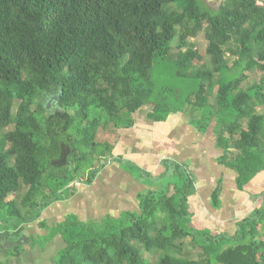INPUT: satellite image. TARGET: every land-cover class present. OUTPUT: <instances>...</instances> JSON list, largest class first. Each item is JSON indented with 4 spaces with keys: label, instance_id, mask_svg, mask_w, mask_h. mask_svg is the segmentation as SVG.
I'll list each match as a JSON object with an SVG mask.
<instances>
[{
    "label": "trees",
    "instance_id": "16d2710c",
    "mask_svg": "<svg viewBox=\"0 0 264 264\" xmlns=\"http://www.w3.org/2000/svg\"><path fill=\"white\" fill-rule=\"evenodd\" d=\"M200 33L207 64L188 42ZM168 64L176 85L156 90L153 72ZM253 72L260 80L243 89ZM55 94L63 113L41 103ZM144 107L153 122L184 114L200 134L213 126L217 162L239 191L263 173L264 0H226L217 10L202 0H0V232H18L91 185L100 171L92 162L112 153L98 131L131 128ZM170 178L138 197V213L60 224L45 239L65 243L55 264H150L144 254L155 252L164 254L157 264H264V192L232 237H213L189 227L192 176L175 164Z\"/></svg>",
    "mask_w": 264,
    "mask_h": 264
},
{
    "label": "crops",
    "instance_id": "0c3cea01",
    "mask_svg": "<svg viewBox=\"0 0 264 264\" xmlns=\"http://www.w3.org/2000/svg\"><path fill=\"white\" fill-rule=\"evenodd\" d=\"M150 111V107H144L134 114V125L129 129L105 130V141L112 147L111 161L91 185L79 184L71 200L57 202L43 211L42 217L35 222L37 233L27 232L34 223L22 226L15 233L0 232V259L6 260L7 254L19 247L18 256L7 259L6 264H53L58 252L65 248L61 236H55L43 250L38 246L29 249L36 236L46 235L41 223L53 227L67 217V212L80 222H100L108 217L117 219L127 212L138 213V197L162 187L146 185V177H151L153 184V179L160 182L166 173L170 174L166 177L169 178L173 174L170 163L182 166L194 180L195 193L188 200L189 227L197 232L209 229L213 237H232L237 223L262 205L258 194L264 192V172L239 191L235 173L217 162L221 153L215 146L213 126L206 134H200L184 114L170 115L164 122H153L148 119ZM124 162L135 171L125 168ZM218 187L221 206L214 209L212 196ZM15 237H19L18 241L13 242Z\"/></svg>",
    "mask_w": 264,
    "mask_h": 264
},
{
    "label": "rangeland",
    "instance_id": "374dc122",
    "mask_svg": "<svg viewBox=\"0 0 264 264\" xmlns=\"http://www.w3.org/2000/svg\"><path fill=\"white\" fill-rule=\"evenodd\" d=\"M205 4H206V6L207 7H209L210 9H213V10H217L218 9V7L216 8L215 6L216 5H213L212 4V2H211V0H202ZM222 4V3H221ZM220 4V5H221ZM169 7H172V8H174V7H176V5H171V6H168V8ZM188 42H189V44H192L193 46H194V48L195 49H197L198 51H199V53H200V55H201V58H202V62H201V64H207L208 63V57L206 56V46H207V43H206V40H205V37H204V34L203 33H200L196 38H190L189 40H188ZM178 44H179V35L177 34L176 36H175V38L171 41V43H170V48H171V55H172V58H173V60H174V58L176 57V54L178 53V50H176V47L178 46ZM227 60L229 61V63H230V65H232L233 64V62H234V59H232L231 57H227ZM245 75L247 76V79L245 80V82H244V84H243V86H242V88L243 89H247V88H249V87H251L254 83H257L259 80H260V78H261V74L259 73V72H253V73H245ZM153 81H154V83H155V85H156V90H159V89H161V88H173L175 85H176V83H175V78H174V71H173V68H172V65L171 64H168V65H165V66H161V67H159V68H157L156 70H154V72H153ZM197 83H195L192 87L190 86V88H189V92L190 91H194V90H196L197 89ZM215 93V92H214ZM214 95V94H213ZM57 98V96H56V94L55 95H52V99H53V102L51 103V106H50V111L51 112H53L54 111V109L55 110H58V107L57 106H55V107H53L56 103H55V100L54 99H56ZM41 103H43L45 106H46V104H48L47 102H44V98H42L41 99ZM97 113H99V114H101L102 116H103V119L104 120H106V115L104 114V113H102L101 112V110H97ZM105 133H106V131L105 130H99L98 131V133H97V137H96V142L97 143H99V144H109V143H107L106 141H105ZM2 138V134L0 135V139ZM110 145V144H109ZM111 156H112V154L111 155H109L105 160H100V161H97V159H94V161L92 162V167L94 168V169H100V171L103 169V168H101V167H99V165H102V164H108V162H110L111 161ZM99 164V165H98ZM124 165V167L126 168L127 167V165L125 164V162L123 163ZM91 165V164H90ZM89 165V166H90ZM174 165L175 164H169V167H170V169H174ZM88 166V167H89ZM185 166H187V165H185ZM89 168H91V167H89ZM131 169L132 171H135V169H133L132 168V166H128L127 167V169ZM99 171V172H100ZM137 171V170H136ZM137 173H139V171L137 172ZM168 175H170V174H167V176ZM146 176V175H145ZM166 176V177H167ZM166 177H164L160 182H155L154 181V179H153V182H154V184L153 183H151V180H152V178L151 177H146V185H148V186H155L156 184H158L159 186H163V187H165V186H167V184L169 183V182H173L174 180L175 181H177V179H172V178H166ZM178 179H179V176H178ZM245 192V191H244ZM263 193V192H262ZM262 193H260V194H262ZM260 194H258V196L260 195ZM15 198V196H11L10 198H9V200H11V199H14ZM69 200H71V198L69 199ZM69 200H66V201H69ZM257 201V200H256ZM255 201V202H256ZM62 202H65V201H62ZM55 205V204H54ZM54 205H51L50 206V209L54 206ZM55 207H57V206H55ZM54 207V208H55ZM47 210V209H46ZM46 212V211H45ZM43 214V213H42ZM41 214V215H42ZM73 216L74 215H72V214H68V212H67V217H64L63 218V221L62 222H60V223H55L54 225H53V227H49V226H47V224L45 223V234L46 235H44V236H40V235H38V236H36L35 237V240H33L32 242H33V244H32V246H30L29 247V249H34V247L36 246H38L41 250H43L42 248H45L46 246H47V243H49V242H51V241H49V242H46L45 241V239L46 238H48V237H50L51 235H52V232H53V230H55L60 224H62V223H64L67 219H72L73 218ZM42 217V216H41ZM74 217H76V216H74ZM77 218V217H76ZM241 218H242V216H241ZM48 223V222H47ZM191 223V222H190ZM23 229H24V227H23ZM38 227L36 226V224L34 223V226L32 227V228H28L27 230V232L28 233H30V234H32V233H37L38 232ZM198 232H201V233H206V234H209V235H211V231L209 230V229H203V230H198ZM54 234H55V232H54ZM3 235H5V234H3ZM58 236H60L59 234H57ZM55 237V236H54ZM18 238L19 237H15L14 238V241L13 242H16V241H18ZM27 248V247H26ZM25 249V248H24ZM59 253V252H58ZM198 253H200V250H197V252H194V256H193V258H197V254ZM13 254V249L11 250V253L9 254H7L8 256H7V259H9V258H12V255ZM58 255V254H57ZM57 255H56V257H55V260L57 259ZM164 254L163 253H161V252H155V253H145L144 254V257H145V259L147 260V262L148 263H150V264H157L158 263V260H159V257L160 256H163ZM7 259L6 260H4V261H2L1 259H0V263H4V264H6V261H7ZM55 260H54V263L53 264H55ZM38 264H40V263H38Z\"/></svg>",
    "mask_w": 264,
    "mask_h": 264
},
{
    "label": "water",
    "instance_id": "95a60500",
    "mask_svg": "<svg viewBox=\"0 0 264 264\" xmlns=\"http://www.w3.org/2000/svg\"><path fill=\"white\" fill-rule=\"evenodd\" d=\"M224 1H226V0H211V2H212V4L213 5H216L215 7L217 8V7H219L220 6V4L221 3H223ZM55 100V102H56V106H58V104L60 103V97H57L56 99H54ZM51 101L47 104V106H45V110L47 111V112H51L50 111V106H51ZM56 112H61V113H63V111H61V110H56Z\"/></svg>",
    "mask_w": 264,
    "mask_h": 264
},
{
    "label": "flooded vegetation",
    "instance_id": "af4514ba",
    "mask_svg": "<svg viewBox=\"0 0 264 264\" xmlns=\"http://www.w3.org/2000/svg\"><path fill=\"white\" fill-rule=\"evenodd\" d=\"M53 102V99H52V96H48V97H45L44 98V102ZM46 106H47V104H46ZM56 106V104L53 106V107H55ZM53 112H56V110L54 109V111Z\"/></svg>",
    "mask_w": 264,
    "mask_h": 264
}]
</instances>
